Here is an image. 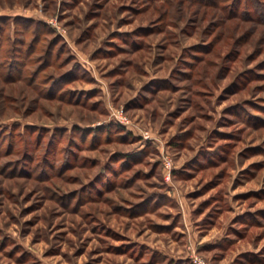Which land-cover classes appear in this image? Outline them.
Listing matches in <instances>:
<instances>
[{
	"label": "rangeland",
	"instance_id": "rangeland-1",
	"mask_svg": "<svg viewBox=\"0 0 264 264\" xmlns=\"http://www.w3.org/2000/svg\"><path fill=\"white\" fill-rule=\"evenodd\" d=\"M0 20V264H264V0Z\"/></svg>",
	"mask_w": 264,
	"mask_h": 264
},
{
	"label": "trees",
	"instance_id": "trees-1",
	"mask_svg": "<svg viewBox=\"0 0 264 264\" xmlns=\"http://www.w3.org/2000/svg\"><path fill=\"white\" fill-rule=\"evenodd\" d=\"M0 25L2 26V20H0ZM4 49H5L6 51H4V54L1 56L2 58H6V56H8L9 53H10V51H11V49H9V48H7V47H5Z\"/></svg>",
	"mask_w": 264,
	"mask_h": 264
}]
</instances>
